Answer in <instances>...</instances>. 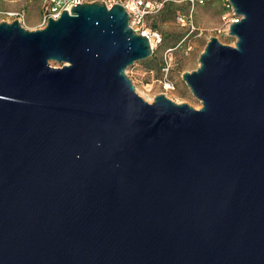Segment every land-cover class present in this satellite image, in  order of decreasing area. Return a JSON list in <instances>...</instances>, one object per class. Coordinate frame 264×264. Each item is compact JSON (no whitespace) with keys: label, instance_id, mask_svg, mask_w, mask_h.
Masks as SVG:
<instances>
[{"label":"water","instance_id":"obj_1","mask_svg":"<svg viewBox=\"0 0 264 264\" xmlns=\"http://www.w3.org/2000/svg\"><path fill=\"white\" fill-rule=\"evenodd\" d=\"M230 2L201 108L138 94L120 2L0 22V264H264V0Z\"/></svg>","mask_w":264,"mask_h":264},{"label":"rangeland","instance_id":"obj_2","mask_svg":"<svg viewBox=\"0 0 264 264\" xmlns=\"http://www.w3.org/2000/svg\"><path fill=\"white\" fill-rule=\"evenodd\" d=\"M87 0L85 2H95ZM103 1V0H101ZM174 2L179 12L192 15L193 25L183 26L174 17H170L171 7L165 8L158 14L149 17L146 24L153 28L157 24L162 33V42L154 49L153 54L146 59L138 60L127 69L128 76L136 86V91L144 99L153 102L157 94H165L177 103L187 102L195 108L203 106L187 82L183 73L193 71L199 65V58L204 51L211 36H217L225 44L235 45L237 37L226 32L218 33L217 29H225L232 18L237 15L229 9L226 0H209L205 4L195 6L183 1L166 0ZM106 4L115 3L116 0H104ZM52 4L49 0H0V22H13L17 16H7L4 11H21L25 14V28L36 30L44 28V18L50 12ZM60 66L58 62H52ZM165 80L174 84V88H166Z\"/></svg>","mask_w":264,"mask_h":264},{"label":"built area","instance_id":"obj_3","mask_svg":"<svg viewBox=\"0 0 264 264\" xmlns=\"http://www.w3.org/2000/svg\"><path fill=\"white\" fill-rule=\"evenodd\" d=\"M49 1L50 4H52V7L50 9V12L46 14L43 24H47L48 18L50 16L54 18H59L64 9L67 8L70 10L73 4L75 5L78 2H85L87 0H49ZM176 1H183L195 6L196 4H205L209 0H176ZM226 1L229 9L233 10L230 0H226ZM116 2H120L126 7V9L130 14L131 26L134 28L135 31L147 35L150 39L152 48L155 49L162 42L163 36L159 29L148 26L146 24V20L149 17L158 14L163 9L166 0H116ZM111 5L112 3L108 4V6ZM4 13L7 16H17L21 24L22 25L25 24L24 12L6 10L4 11ZM191 17H192L191 14L186 15L184 13L179 12L176 16V20L183 26L189 27L190 25H193ZM236 20H239L237 16L235 18H232L230 23ZM230 23L225 29H221V28L217 29V32L222 33L229 30ZM165 87L174 88V84L169 80H165Z\"/></svg>","mask_w":264,"mask_h":264},{"label":"trees","instance_id":"obj_4","mask_svg":"<svg viewBox=\"0 0 264 264\" xmlns=\"http://www.w3.org/2000/svg\"><path fill=\"white\" fill-rule=\"evenodd\" d=\"M188 4V3H187ZM164 7L165 8H169V7H171L172 9H171V11H170V17H174L175 16V19H176V16H177V14H176V10H177V8L178 7H176V6H174V2L173 1H171V2H168L166 5H165V3H164ZM164 7H163V9H164ZM162 9V10H163ZM161 10V11H162ZM165 10V9H164ZM154 27L157 29V27H158V25L157 24H154Z\"/></svg>","mask_w":264,"mask_h":264}]
</instances>
